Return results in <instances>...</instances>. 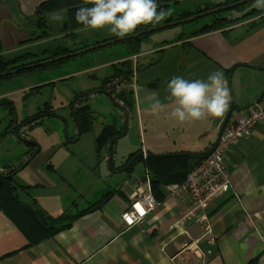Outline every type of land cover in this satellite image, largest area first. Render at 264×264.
<instances>
[{
  "label": "crops",
  "instance_id": "obj_1",
  "mask_svg": "<svg viewBox=\"0 0 264 264\" xmlns=\"http://www.w3.org/2000/svg\"><path fill=\"white\" fill-rule=\"evenodd\" d=\"M42 1L0 0V43L5 56L13 55L12 50L21 47L19 42L30 35L31 28L20 15L31 17ZM189 42L172 43L160 53L144 49L137 55L136 61L143 65L136 78L137 112L126 137L133 140L138 134L146 154L186 151L200 155L218 138L224 116L184 123L171 117L175 105L167 97L174 76L207 81L212 73L220 71L227 84L226 75L235 68L231 89L227 84L230 100L236 105L233 119L258 101L264 91V23L255 28L238 23L223 35L216 31L192 37ZM124 56L122 51L116 59ZM21 89L25 91L26 87ZM14 91L0 95L18 92ZM150 93H156L167 106L158 115L151 111ZM1 118L0 128H4ZM48 135L52 138V132L44 133L45 138ZM32 137L39 148L27 160L23 156L30 151H25L14 133L5 136L1 141L8 140L20 154L15 151L14 155H3L0 167L17 166L15 182L31 186L30 196L45 212L60 215L71 209L73 201L79 202L80 209L82 203L93 202L106 189L103 184L108 185L109 179L96 174L95 161L83 162L68 151L61 153L59 142L42 148L38 138ZM129 144V151L137 149V145ZM24 158L26 162L22 163ZM225 162L231 189L210 205L214 239L209 243L216 248L212 255L195 248L194 241L204 233L201 225L174 227L189 207L187 194L177 199L162 196L143 223L124 228L120 214L136 184L134 167L130 175L119 169L110 179L123 199L114 195L101 210L84 213L69 227L35 243H29L9 216L0 211V264H264V130L256 128L239 140L227 151ZM81 169L85 173L80 174Z\"/></svg>",
  "mask_w": 264,
  "mask_h": 264
},
{
  "label": "rangeland",
  "instance_id": "obj_2",
  "mask_svg": "<svg viewBox=\"0 0 264 264\" xmlns=\"http://www.w3.org/2000/svg\"><path fill=\"white\" fill-rule=\"evenodd\" d=\"M177 1V3L169 1L166 8L158 7V11L163 9L169 13L160 24L140 25V29H137L135 32L130 33L123 38L111 33L107 28L95 30L86 28L85 26H80L71 30H67L66 27L64 29L63 24L67 13L66 10L62 8L45 12L43 14V29L44 32H46V35L41 38L32 39L33 37L37 36L40 31L34 27L32 22H28L27 20L25 21V19L23 20L31 28L29 35L31 38L30 40H27L29 38L28 37L24 41H20L18 46L21 47L12 50L11 53L14 54L8 56L9 58L22 55L24 53H31L36 54L40 58L37 60V62H41L98 45V47L95 49L80 52L79 54L54 61L56 62V65L51 66V68L23 73L19 76L9 78L8 80H0V94H3L6 90H15L14 92L18 91L17 93H11L7 96L1 97L0 95V100L7 99L8 101L12 102L13 108L15 109V115L17 117V124H22L25 121V123L21 125V134L26 136V140L24 142L19 141V143H21L25 151L29 150L30 153H27L26 155L24 153L23 157H26L28 160V158L33 155V153H35L36 147L39 148V144L32 137L36 136L42 148H46L54 142H59L61 145V153H66L68 151V155H75V157H79V160L83 162L89 163L95 161L96 167L98 166L96 174L100 176L102 175V177H105L106 175L109 179V186L107 183L103 184L106 185V189L98 193V195L93 199V202L82 203V208L78 209L79 202L73 201V205L71 204L70 206L71 209H66L65 211L71 214V216L79 215L76 217L78 218L82 216L84 212L85 214H90L92 212L101 210L105 204L111 198H113L114 195H117L114 197H120L123 199L122 193L117 190L118 186H113L115 183H111L112 180H110L112 177H114L113 173L120 170H124L127 176L130 175L131 172L135 171L134 175L137 177H134L136 184L132 188V191L129 195V202L121 211L120 219H122V214L126 208L134 200L136 201L137 199H140L147 193H150V195L155 197L151 190L149 170L145 169L143 165V160L149 153L146 154V151L142 148L141 138L138 136V134L135 135L133 140L131 136L126 137L127 131H129L132 126H134L135 113L137 112V95L135 87L137 85V73L139 66H141L136 61L138 53H143L144 49L156 50L154 52L152 50L148 51L150 53H160L172 43L184 42L190 44V38L216 31L223 35L229 30V28L238 23L245 24L247 27H249L253 21H258L260 19V14H264V7L256 6V0H250L243 4H238L239 0L234 2H230V0ZM247 3H251L252 7L260 11V14L255 17L251 16L246 20L239 19L240 21H237L234 24L227 23L222 27V29H218L216 31L201 32L202 26L211 22L213 14L224 12L222 16L226 17L227 20L236 19L241 15L239 10L242 9V7ZM249 10H247L246 13H248ZM34 12L31 17H23L22 15L20 16L22 18L32 19L33 21L36 18V16L34 17ZM185 12H188L189 14L185 17L178 18L179 15ZM54 14L61 15L63 20H53L52 16ZM196 15L199 16L195 17L191 21H182ZM135 37H142V39L138 44L137 50L133 51L132 48H127L126 45L128 40H131ZM109 41L113 42L105 44ZM117 48H121L123 53H125L123 59H116L120 52H122L120 50H115ZM55 49L63 50L61 52L62 54L49 59L46 58V56L49 54L45 53L44 51L46 50L48 53H51ZM37 62L27 63L28 65H31ZM48 63L53 62H47L45 64ZM141 67H143V65ZM21 68L22 67L15 69L12 72H9V74L36 67L28 69ZM229 73L230 70L226 75L227 79ZM23 87H26V90L20 91ZM246 94L247 93L244 95ZM262 94H264V91ZM46 102L49 103L50 107L48 108L50 109H47L46 111L43 109L44 113L41 117L26 123L39 108L43 107ZM255 105L264 109V104H262L261 100L259 99L258 101L247 105L240 114L242 115L247 107H254ZM80 106H87L89 109L90 123L85 122L78 127L76 123L78 121L75 111ZM7 113L8 112L5 110H0V116H7L5 119L0 117L2 125L5 126L4 128L9 126L10 122ZM229 120H231V117ZM108 126L113 128V132L107 137L105 144L102 145L99 150H97L95 145V137L105 127ZM4 128H0V132H2ZM256 128L259 127L257 126ZM48 132H52V138L49 135L45 138L44 133ZM7 135H9V133ZM4 138H2V140ZM241 139L237 140L239 141ZM129 142L137 145V149L135 151H129ZM237 142H229V145L226 148V153L231 147L237 144ZM110 147L111 156L109 154ZM15 151L17 154H20V149H17L14 145L9 144L8 140L5 139L0 145V158L4 161L5 157H2L3 155L8 154V156H11L14 155L13 153H15ZM181 152L186 151H171L154 155L166 156V154ZM139 154L141 155L140 158L133 162L127 169H124L127 163L133 157L138 156ZM95 155L97 156L95 157ZM26 158H24L21 162L25 163ZM3 161L0 160V162ZM109 161L111 162L110 165H108ZM224 163L227 168L226 173L229 175L231 187L230 170L225 161ZM197 165L198 164H196L187 173L186 178L196 168ZM134 167L135 170L132 171ZM16 169L17 166L15 165H11L9 167H0V174L11 177L9 181L12 182V185L15 187V190L18 194V202L20 201L22 206L27 207L31 203V200H34L30 196V190L33 188L27 185H20L21 188L19 187V184H17L14 180ZM83 173L85 172L81 169L80 174ZM119 177L121 176L119 175ZM88 181L89 175L87 173V183ZM165 186L166 185L160 187V193L162 196L169 197L165 193ZM107 194L111 195L110 198H108L105 203H102L100 208H96L91 211V206H93L99 200H104ZM4 200L5 197H1L0 204L3 203ZM8 206H10L9 203ZM46 214L50 215L47 212ZM147 215L144 216L140 221H137L130 226H126L123 221L122 224L124 228H130L134 225L143 223ZM203 240L206 239H202L201 237L199 239V243Z\"/></svg>",
  "mask_w": 264,
  "mask_h": 264
},
{
  "label": "trees",
  "instance_id": "obj_3",
  "mask_svg": "<svg viewBox=\"0 0 264 264\" xmlns=\"http://www.w3.org/2000/svg\"><path fill=\"white\" fill-rule=\"evenodd\" d=\"M169 1H173L177 3V0H156L158 7L166 8ZM236 0H230V2H234ZM90 3H86V0H45L39 3V5L35 8L34 17L36 18L32 21V19H26L28 22H32L34 27H36L40 33L33 37L32 39L41 38L46 35L44 32V19L43 14L45 12H50L55 9H65L66 17L63 24V28H67V30L75 29L80 26H84L78 23L75 19L76 11L81 7H91ZM250 9V10H249ZM251 3H247L240 9V16L236 19L227 20L226 17L222 16L224 12H218L212 15V20L210 23L202 26L201 32L206 31H216L218 29H222V27L227 23H236L240 21L239 19H248L251 16L255 17L260 14V11L254 10ZM248 11V13H246ZM259 12V13H258ZM188 12L182 13L179 17H185L188 15ZM260 19L258 21H253V23L249 26V28H255L257 25L264 23V14H260ZM137 29H140L138 27ZM38 31V32H39ZM49 34V33H48ZM29 37L27 40H30ZM142 37H135L131 40L127 41V48H132L133 51H136L138 48V44ZM63 50H53L51 53H48L46 50L45 53L49 54L46 58H52L57 55H61ZM40 59L36 54L24 53L22 55H18L15 57L9 58L5 56L3 53V49L0 43V80H8L9 78L19 76L23 73L27 72H35L37 70L51 68V66H55L56 62L48 63L40 67L32 68L29 70L18 71L13 74H9L15 69H19L24 65H28L27 62H37ZM32 60V61H29ZM59 64V63H57ZM49 103H45L42 108H39L37 112L31 116L30 121H34L43 115V109L46 111L50 108ZM0 110H5L8 112L9 118V126L4 128L2 132H0V141L4 138L8 133H13L17 130V127L22 124H17V117L15 115V109L13 108V104L11 101L7 99L0 100ZM89 109L87 106H80L75 111V115L77 117V126L79 127L85 122L90 123L89 120ZM30 118V117H29ZM79 123V125H78ZM17 124V125H15ZM81 128V127H80ZM113 132V128L111 126L105 127L96 137H95V145L96 149L99 150L102 145L105 144L107 137ZM35 146V145H34ZM38 147H36L35 152ZM199 161L194 158L188 157H167V156H156L154 154H148L146 158L143 160V165L145 169L149 170L150 173V184L151 190L155 195V198L159 201L162 199V195L160 193V187L164 185H168L171 183H181L185 180L187 173L196 165ZM11 177L8 175L0 174V198L5 197L3 203L0 204V210H3L10 219L16 224V226L20 229V231L27 237L29 243L38 242L44 238L51 237L57 231L65 229L71 225V222L74 218L79 215L71 216V214L67 212H63L57 216L47 215L46 212L39 207L34 200H31L29 206H22V203L17 200V192L15 187L12 185V182L9 181ZM8 180V181H7ZM21 188V186H19ZM110 194H107L104 200H99L93 206H91V211L96 208H100L102 203H105L108 198H110ZM8 203L10 206H8ZM26 209V210H25ZM85 213V212H84ZM50 221V222H49ZM49 222V223H48ZM58 224V225H57ZM254 264V262L252 263Z\"/></svg>",
  "mask_w": 264,
  "mask_h": 264
},
{
  "label": "clouds",
  "instance_id": "obj_4",
  "mask_svg": "<svg viewBox=\"0 0 264 264\" xmlns=\"http://www.w3.org/2000/svg\"><path fill=\"white\" fill-rule=\"evenodd\" d=\"M86 3L92 6L79 8L76 21L86 28H107L120 38L135 32L140 25L160 24L169 14L163 9L158 11L156 0H86ZM256 6L264 7V0H256ZM52 19L62 21L63 17L54 14ZM168 89L167 99L175 105L170 115L181 123L222 118L229 107V89L220 71L212 73L207 81L174 76ZM149 100L155 115L167 107L156 93H150Z\"/></svg>",
  "mask_w": 264,
  "mask_h": 264
},
{
  "label": "built area",
  "instance_id": "obj_5",
  "mask_svg": "<svg viewBox=\"0 0 264 264\" xmlns=\"http://www.w3.org/2000/svg\"><path fill=\"white\" fill-rule=\"evenodd\" d=\"M257 126L264 130V109L257 105L247 107L242 115L225 129L212 152L198 163L183 182L164 187L169 197L177 199L180 195L187 194L190 198L189 207L174 223L176 229L187 224H198L204 229L202 239L208 242L214 239L209 216L210 205L231 188L224 163L226 148L229 142L248 137ZM157 204L158 200L147 193L126 208L121 221L130 226L150 213ZM199 239L194 241L195 248L198 249Z\"/></svg>",
  "mask_w": 264,
  "mask_h": 264
},
{
  "label": "water",
  "instance_id": "obj_6",
  "mask_svg": "<svg viewBox=\"0 0 264 264\" xmlns=\"http://www.w3.org/2000/svg\"><path fill=\"white\" fill-rule=\"evenodd\" d=\"M250 0H239L238 4H243L245 2H248ZM199 15H196V16H192V17H189L185 20H182V21H191L193 20L195 17H197ZM181 21V22H182ZM113 41H109V42H106L105 44H108V43H111ZM98 45H95V46H91L89 48H85V49H81L75 53H68L66 55H61V56H58V57H54L52 59H49V60H45V61H41V62H37L35 64H31V65H26V66H23L21 69H28V68H32V67H37V66H41L47 62H54V61H58L59 59H62V58H67L69 56H72V55H75V54H79L80 52H85L87 50H91V49H95L97 48ZM235 68H231L230 69V73H229V76H228V79H227V83H228V87L229 89H231V76L234 72ZM231 92V91H230ZM236 108V105L234 104L233 102V99L231 98L230 100V104H229V107H228V110L226 111L225 115H224V118L222 120V123L220 125V129H219V133L223 130V128L225 127L226 123L228 122V120L230 119L231 117V114L233 112V110ZM219 138H217V140L215 141L214 145L211 147V149H208L207 151H205L204 153L200 154V155H197V154H192V153H188V152H181V153H172V154H166V156L168 157H188V158H194L195 160L199 161L200 159L204 158L205 156H207L208 154H210L212 152V150L214 149V146L216 145L217 141H218ZM110 156H111V147H110V152H109ZM140 154L138 156H135L133 157L126 165V167L124 169H127L133 162H135L138 158H140ZM110 161L108 162V165H110ZM199 247L204 251V252H209L210 255L214 254L215 251H216V248H215V245L213 244H210L208 243L207 240H203L202 242L199 243Z\"/></svg>",
  "mask_w": 264,
  "mask_h": 264
},
{
  "label": "bare ground",
  "instance_id": "obj_7",
  "mask_svg": "<svg viewBox=\"0 0 264 264\" xmlns=\"http://www.w3.org/2000/svg\"><path fill=\"white\" fill-rule=\"evenodd\" d=\"M263 96H264V94L260 95V100L263 99ZM239 117H240V116H239ZM239 117H238V118H239ZM238 118H234V119H233V118L231 117V121L228 120V122L226 123L225 127L223 128V130L219 133L218 138H221V137H222V134L224 133L225 129L230 125V123H231L232 121H235V120L238 119ZM21 132H22V126L20 125V126L17 127V130H15V132H13V133H14V135L19 139V141L24 142V141L26 140V136L22 135ZM251 133H252V132H251ZM206 157H207V156H205L204 158L200 159L199 162H201L202 160H204ZM213 236H214V235H213Z\"/></svg>",
  "mask_w": 264,
  "mask_h": 264
}]
</instances>
